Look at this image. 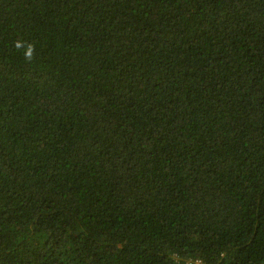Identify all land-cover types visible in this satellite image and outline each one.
Returning <instances> with one entry per match:
<instances>
[{
	"label": "trees",
	"instance_id": "obj_1",
	"mask_svg": "<svg viewBox=\"0 0 264 264\" xmlns=\"http://www.w3.org/2000/svg\"><path fill=\"white\" fill-rule=\"evenodd\" d=\"M0 264H264V0H0Z\"/></svg>",
	"mask_w": 264,
	"mask_h": 264
},
{
	"label": "clouds",
	"instance_id": "obj_2",
	"mask_svg": "<svg viewBox=\"0 0 264 264\" xmlns=\"http://www.w3.org/2000/svg\"><path fill=\"white\" fill-rule=\"evenodd\" d=\"M29 55H30V53H29Z\"/></svg>",
	"mask_w": 264,
	"mask_h": 264
}]
</instances>
